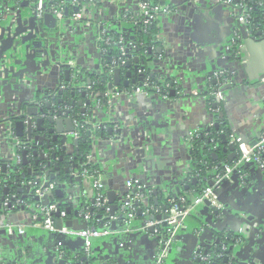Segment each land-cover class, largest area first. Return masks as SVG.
<instances>
[{"label": "crops", "instance_id": "crops-1", "mask_svg": "<svg viewBox=\"0 0 264 264\" xmlns=\"http://www.w3.org/2000/svg\"><path fill=\"white\" fill-rule=\"evenodd\" d=\"M14 1L20 5L19 13L9 8V2L3 6L0 16V165L5 164L7 168L14 167L17 161L23 165L21 157L9 149L4 136L8 119L21 117L28 107L43 108L46 113L45 116L39 113L31 116L34 124L50 115L58 117L62 109L71 111L70 105L64 106L60 102L69 88L63 83L67 71L81 70L88 79L86 75L100 76L105 69L114 71L118 68L115 60L103 63L101 59L98 36L102 28L109 27L134 44L142 28L138 24L140 0H96L97 7L88 21H70L71 24L66 25L57 20L54 30L46 29L44 17L37 15L31 0ZM169 1L173 14L163 17L157 24L159 45L153 49L154 62L146 64L144 71L140 69L137 72L133 62L131 78L126 75L129 70H123L119 85L114 84L112 72L110 85L113 89L103 96L110 106L108 110L102 109L101 99L94 97L96 94L89 91L84 81L79 85L71 84L72 89L68 90H75L73 93L83 104L79 107L88 119L87 132L96 126L94 122L108 123L115 131H121L118 136L106 133V140H96L93 150V157L101 166L98 179L107 201V193L114 191L117 197L115 205L121 206L129 191L128 184L138 182L149 197L144 205L154 210L151 218L146 217L141 223L135 220L130 226L126 217L120 218L121 209L115 211L118 220L112 222L108 236L93 241L90 255L96 259L89 263L82 261L86 256L82 239L32 228L23 236H9L1 230L0 264H60L61 249L74 264H156L159 242L167 233L169 199L191 195L187 194L193 187L191 181L198 179L195 142L208 139L217 126L220 141L210 138L206 150H202L200 155L208 153L214 162L223 166L233 163L238 157L237 147L230 138L232 135L242 138L250 146L264 136V26L251 29L239 21L234 7L217 0ZM25 2L27 7H21ZM30 18L33 23H30ZM32 24H36V28ZM251 31L253 36L260 31L263 34L252 40ZM23 39L28 43L44 41L46 45L43 49L15 45L14 41ZM158 49L162 52H157ZM240 49L243 53L235 55V51ZM229 50L230 54L227 53ZM219 72L230 73L237 81L226 85L223 79L217 78ZM145 73L167 78L165 95L126 93L132 85L131 82L128 86L124 83ZM218 85L224 94L220 107L214 102L211 104L207 98L208 92ZM85 92L89 96H83ZM65 115L63 113L67 118ZM24 122L21 139L27 137L26 120ZM11 127L14 134L15 125ZM95 133L92 135L94 138ZM36 136H45L52 141L54 135L48 131H36L33 139ZM50 144L53 154L59 146L60 154L57 156L64 157L65 163L77 154L74 140H68L66 152L60 144ZM47 147L46 142L39 141L37 147L30 151L28 162L33 169L35 162L40 160L39 156L33 155L34 152H47ZM56 161L51 169H54ZM71 163L75 164V160ZM84 166L76 160V165L69 167V173L60 177V183L64 185L62 192L67 196V217L63 222L65 226L72 223L74 230L87 226L83 214L86 208H93L97 194L93 180L82 172ZM41 167L49 170L47 163L42 161ZM61 167L64 171L65 166ZM256 168L249 167L244 179L234 175L229 181L215 185L224 211L217 215L218 211L208 205L199 207L179 233L168 264H203L197 259L199 249L201 253L208 251L211 255L222 244L224 250H229L233 245L227 244L229 231H238L239 235L243 229L249 236L247 239L240 237L237 245L239 262L233 264L245 263L250 258L254 264H264V176ZM40 180L43 185L48 183L46 175L41 174ZM11 187L14 191L11 189L9 195L0 189V198L6 197L11 206L16 205V210L2 222L27 225L32 214L28 204L34 196L32 189L28 190V184L23 181L13 182ZM154 189H157V197ZM4 204L2 209L8 212L10 208ZM147 221L156 225L146 229ZM60 242L63 246L58 248ZM221 256L218 264H224Z\"/></svg>", "mask_w": 264, "mask_h": 264}, {"label": "built area", "instance_id": "built-area-1", "mask_svg": "<svg viewBox=\"0 0 264 264\" xmlns=\"http://www.w3.org/2000/svg\"><path fill=\"white\" fill-rule=\"evenodd\" d=\"M32 4L35 6L36 13L39 17H44L45 15H53L57 18V20H62V12L57 10L55 7H51L48 12L45 10V1L49 0H31ZM218 2H222L223 4L234 7L236 9V15L239 21L247 26H250L251 17L246 13L244 4L246 0H239V5L234 6V0H217ZM83 0H72V5L78 7L77 12L72 15L71 21L73 22H85L88 21L89 15L92 13V3L95 0H91L87 3H80ZM82 4V5H81ZM91 5V6H90ZM140 9V20L139 25L143 27H148L154 23H157L160 18L167 17L173 14V9L170 4V1L166 3H161V0H140L139 2ZM87 25L90 26V23L87 22ZM107 28H103L99 33L100 43L106 42L108 44L109 39L106 37ZM230 51V50H229ZM218 79H225L226 83L229 80V74L227 72H219L217 75ZM145 87H140L133 92L135 94H143L146 96H150L152 94H160L162 93L161 86H155L153 88L150 87L147 90ZM221 86V85H220ZM195 96H198L197 93H194ZM208 100L212 99V102L217 105H222L224 101V94L221 91V88L208 92L207 95ZM100 104V103H99ZM220 110V109H219ZM76 127H78V122L75 123ZM78 130V128H77ZM76 131L71 134L73 136V140L79 139V134ZM232 143L237 147L238 157L231 164H225L221 166V170L218 171L217 168L212 169V179L213 186L204 189L201 195L192 196V195H180L176 198L169 199V206L167 209V233L164 235L159 242V252L157 255L156 264H166L171 256V251L173 245L181 231L186 228L187 221L196 214V211L202 205H208L211 209L216 211H223L224 206L220 201L218 196L217 188L215 185H219L222 182L229 181L231 177L234 175H238L241 179L245 178L246 171H243L247 166H255L260 169L264 173V136L254 145L250 146L244 142V140L240 137H236L232 135L231 137ZM84 175L88 176V172L86 169L82 170ZM91 179L94 182V188L97 191L93 208L85 209L83 218L85 223L87 224V228L85 230H74L65 226L63 220L66 219L67 215L65 212L60 211L59 220L62 222V226L59 229L56 225L57 218L56 213L58 212V207L56 204H50L48 206L37 205L35 209H37L36 213H32L30 215L29 224H9L2 222L0 220V231L3 230L9 236H23L26 234L29 228L46 231L49 233H56L59 235H64L70 238H79L84 242V254L89 256L92 249V243L95 239H99L110 234V227L113 221L118 220V216L111 213V208L106 198V194L103 189V185L100 180L91 176ZM6 181V180H5ZM2 183V182H1ZM33 197L39 198L41 201L44 200L48 195L55 190L56 185L54 183H49L47 187H45L41 180L38 178L36 182L31 186ZM129 191L125 197V203L120 206L121 212L126 213L125 220L131 226L132 223L136 220V205L141 203H145L146 194L143 193V189L138 186V182H131L128 184ZM149 198V197H148ZM12 200V198H10ZM8 200V199H7ZM5 200V207L9 208L11 205L10 202ZM146 207V206H145ZM102 210L103 214L100 217H94V211ZM154 210L152 208L146 207V215L145 217L151 218ZM91 225V226H90ZM156 224L146 222L145 228H152ZM94 229V230H92ZM63 243H59V247L61 248ZM63 252H60V256L62 257ZM197 259L205 264H212L209 256H203L201 252L197 254Z\"/></svg>", "mask_w": 264, "mask_h": 264}, {"label": "trees", "instance_id": "trees-1", "mask_svg": "<svg viewBox=\"0 0 264 264\" xmlns=\"http://www.w3.org/2000/svg\"><path fill=\"white\" fill-rule=\"evenodd\" d=\"M90 2L91 0H83V2L80 3H87ZM169 0H161V3H166ZM239 1L236 2V0H234L233 5L234 6H238L239 5ZM81 4V5H82ZM246 8L245 11L247 14L250 15L251 17V21H250V28L254 29L261 26H264V0H246L245 3ZM91 6V5H90ZM92 10L95 9L97 7V2L95 0V2L92 3ZM51 7H55L57 10H60L62 12V21L65 22L66 25L71 24V18L72 15H74L77 10L78 7L73 6L72 5V0H49V1H45V10L46 12H48V10ZM158 23V22H157ZM157 24L154 23L148 27H143L141 28V31L138 34V37L136 38V44L137 47L136 49H134V51L130 52V54L132 56H143L145 59V62H149L151 61V59L153 58V52L149 53V48L151 47H155L159 45L158 42V38H157ZM107 38L111 40L110 44L108 45L106 42L101 43V48L104 50H112L113 54L112 56L117 55L118 57V46L116 44L119 43L120 37L118 36L117 32L114 31H110L109 34H107ZM108 50V51H109ZM130 55V57H132ZM110 67V66H109ZM125 69V68H124ZM107 70V71H106ZM112 73L110 69H105L104 73L101 74L100 76L98 75H86L88 77L87 80L91 81V88H92V92H94L96 94V99L99 98L101 99V107L102 109L108 110L109 109V104L107 103V101L104 99V95L106 93H108L109 91V86L110 83H112ZM91 78V79H90ZM225 80V79H223ZM76 82H72L75 85H79L80 83H82V79L81 80H77L75 79ZM71 82V81H70ZM169 81H167L166 77H162L160 75H148V73H146V76H144L141 80H138L136 82V84L132 85V88H128L126 90V93H132V91L142 87L147 88V90L155 86H161L163 83L167 84ZM220 88V85L218 86H214V90ZM75 90H73L74 92ZM68 93L67 95H65L64 97V106L66 105H70V109L72 112V116L75 118V120L78 122V134H79V139H78V145H77V154H76V159L77 161H82L83 164H85L84 169L87 170L88 172V177L91 178V176H95L97 178H99V175H101V166L99 165V162H97L96 158L93 157V151H92V142L90 140V138L88 137V127L86 122L88 121L87 117L82 114L80 112V107H79V103L77 101V97L74 93ZM209 102H212V99H209ZM83 116H82V115ZM215 139L218 141H220V136H219V130L216 128L213 130V132H211L210 136L208 137V139H201L195 142V148L197 149V158H196V171L197 175H198V179H197V183L195 185H193V187L187 191V194H191L193 196H199L202 194V192L204 191V189L211 187L210 186V181L212 179V169L213 168H217L218 171L221 170V165L219 166L218 163L214 162V160L211 158V156L208 153H205V155H200V152L202 150H206L204 149L207 145V142L209 141V139ZM67 163L70 165L75 166L76 163H71L70 159L67 160ZM231 164V163H230ZM29 169H33L32 164L28 163L27 166L25 165H20L18 167L17 170L15 171H11L10 168H7L6 171H4V169L2 167H0V189H4V187L6 185L10 186L9 183L5 182V180H13V182H16L15 180L18 179L17 181L19 183L26 182L28 185L32 186L36 180L32 178V176H30L28 174ZM33 173H39L38 169L32 170ZM243 171H247L246 168L243 169ZM63 173V174H62ZM60 177H65L67 175V173L65 171H62ZM24 174V175H23ZM59 177V178H60ZM58 178V179H59ZM57 179V180H58ZM61 179V178H60ZM57 180L52 181L50 183H54L56 185V188L54 191H52V193L50 194V196L47 198L48 200V205L50 204H56L58 209L62 212H65L67 215V206H65V202L67 200V196L65 193H63V195L61 197H59L56 194V191L59 188L60 183L57 182ZM2 182V183H1ZM10 188L14 191V187L12 188L10 186ZM64 188H62L61 190H63ZM11 190V191H12ZM33 191V190H32ZM4 198H0V220H4L6 219L7 215L13 211L16 208V205L11 206V209L7 211L2 209V205L4 204L5 201H3ZM11 198V197H10ZM11 200V199H10ZM45 201V200H44ZM43 201V202H44ZM11 202V201H10ZM28 202V201H27ZM42 201H37L34 197H31V201L29 199L28 204L31 207V211L30 213H36L37 209H35V207L38 205H41L43 207H45ZM125 203V201L123 202ZM149 203L150 205H152V201L149 199ZM169 206V202L168 205ZM136 222L141 223L143 222L146 217V207L143 203L136 205ZM16 210V209H15ZM118 210L120 211V205H118ZM117 210V211H118ZM116 211V212H117ZM121 212V211H120ZM122 214L120 215V218H124L126 216V213L121 212ZM103 214L102 210H96L94 211V217H100ZM194 217V215L190 218L192 219ZM189 221V220H188ZM187 221V223H188ZM91 226V225H90ZM210 260H212V257L210 255H208ZM63 261H65L67 264H74L73 261L70 259V257L65 254L62 258ZM205 264V263H203ZM213 264V263H212Z\"/></svg>", "mask_w": 264, "mask_h": 264}, {"label": "water", "instance_id": "water-1", "mask_svg": "<svg viewBox=\"0 0 264 264\" xmlns=\"http://www.w3.org/2000/svg\"><path fill=\"white\" fill-rule=\"evenodd\" d=\"M236 1H238V0H236ZM21 7H23V8L27 7V3L25 2L23 5H21ZM33 21L34 20L32 18H30V23L31 22L33 23ZM44 23H45L46 29L54 30V29H56V26H57V18L55 16H53V15H48L47 14V15L44 16ZM253 34L254 33L251 31L250 35L253 36ZM262 34H263V31L255 33V35L252 37V40H255V38H254L255 36L256 37H260V36H262ZM33 47L35 49H43V43L42 42L34 43ZM161 50L162 49H158V52L161 53L162 52ZM241 51H242L241 49L239 51L237 50V51H235L234 54L238 56V54L241 53ZM227 53L230 54L231 50L228 51ZM242 53H243V51H242ZM135 63H136V65L134 67V71L137 72L139 58L135 59ZM131 67H132L131 63H129L127 65V68L131 69ZM112 72H113V76H114V84L115 85H119L120 80H121V71L119 69H116L114 71L111 70V73ZM68 74H69V72H66V75H68ZM131 76H132V73L128 72L127 73V77L131 78ZM141 77L143 78L144 74H142ZM228 77L231 78V80H229V81L227 80L226 85L227 84H235L237 79H233L232 75L228 76ZM132 83L136 84V80H133ZM124 84L126 86L130 85L129 81L124 83ZM109 89H110V91H112V89H113V85L112 84L109 86ZM83 96H85V93H83ZM94 97H96V96L94 95ZM79 106L80 107L83 106L82 102H79ZM48 108H49V106H48ZM83 112H85V110ZM38 113L39 114H43L44 116L46 115V113H44L43 108L28 107L27 110H26V114L22 115L21 117H17V118L11 117V118H9L8 122H6L8 125H7V131H6V133H4V136L7 137V140H8L7 142H8L9 149H11L14 153H16L18 158L21 157V160H23V161H21V163H23V165H25V166L28 165V163H29L28 162V155H29V153H30V151L32 149H35L37 147V142H39V141L40 142H46L48 144L47 152L46 151H41L40 153L39 152H34V154H33L35 157H37V156L40 157V160L35 162L36 170L38 169L39 173H36V172L33 173V171H32L33 169H29V171H28V174L30 176H32V178L35 179V180H37L38 178L41 179V174L42 175H46V177L48 178V183L44 184V186L47 187L50 182L55 181V180H57L60 177L61 171H62V167H61L62 164H68V163H65L64 157H59V161H56L57 157H58L57 155L60 154V148L58 146L55 149V154H53L50 151L53 148V146L50 143L52 142L54 144H60V146L63 147V150L66 152L67 151V147H65V146L67 145V142H68L69 139L73 140V136L71 134H73V133H75L77 131V127L75 125L76 120L72 116V112L70 110H68V109H66V110L62 109L60 112H58V117H56L54 115H50V116L47 117V119L36 120V122L34 124V122L31 120V116L38 115ZM63 113L66 114L65 117L67 116V118H64ZM90 115H92V114L90 113ZM24 120H26V127L28 129L27 130V137L25 139L24 138L21 139L19 137L23 136L22 132L25 129ZM45 124L47 126H45ZM93 124H95L96 126L93 127V129H91L90 132H88V137L90 138V140L92 142V151L94 150V146H95V141L96 140H99V139L106 140V138H105V134L106 133L111 135V136H113L114 133H116L117 136L121 133V131H119V130L115 131L112 127H110L111 125H108V123H101V124L98 123L97 124L96 122H94ZM12 125H15V131H16L15 133L16 134L15 133L13 134V132H12L13 131L12 127H11ZM35 126H36L37 130H35ZM216 128H217V126H216ZM36 131H39V132L48 131V133L54 135L53 138H52V141H49L45 136H42V137L36 136L33 139V135H34V133ZM94 132H96L95 133V138L92 136ZM223 139L225 140V137H223ZM74 145L76 147V152H77L78 140H74ZM212 157L216 158L215 155H212ZM230 159H231V157H230ZM40 161H42L44 164L47 163V166L49 167V170L45 171L46 170L45 168H42V167L39 168ZM55 161L57 163H55L54 169H51L52 163H54ZM80 162L82 163V161H80ZM15 164L16 165L14 167L10 168L11 171L17 170L18 167L20 166V162H18V161ZM0 167H2L4 169V171H6V169H7V165H5V164H1ZM247 167L249 168V167H255V166L250 165V166H247ZM248 168H246V169H248ZM69 171L70 170L66 168L65 172L69 173ZM259 172L264 176V173L262 171H259ZM17 180L18 179H16L15 181H17ZM5 182L9 183V185L12 186L13 180H7ZM57 182H59V183L61 182L60 178L57 180ZM184 183H187V180H185ZM191 183L193 185H195L197 183V179L196 178L192 179ZM209 184H210V186H213V182H210ZM63 186L64 185H62L60 183L59 188L56 191V194L59 197H61L63 195V192L61 190L62 188H64ZM27 188H28V190L32 189V187L30 185H28ZM187 189L188 188L186 187V190ZM10 190H11V188H4V193L6 195H9ZM19 191L22 192L21 190H19ZM177 192H178V194H181L179 188H177ZM153 193L157 197V195H158L157 189H154ZM49 196L50 195H48L44 199L45 201L42 200V202L44 201L43 202L44 206H48L47 198ZM107 196H108V200H109L108 203L111 205V213L114 214L115 211L118 210V206L115 205V202H116V199H117L116 192L110 191V192L107 193ZM218 196H219V194H218ZM35 199L37 201H41L39 198L35 197ZM3 201H5V199H3ZM155 203L157 204V200H155ZM9 208L11 209V205L9 206ZM223 211H218L216 214L219 215ZM59 216H60V210H58V212L56 213V218L58 219ZM256 223L259 224L258 221ZM56 225L60 229L61 226H62L61 220L58 219L57 222H56ZM67 227L71 228L72 227V223H67ZM86 228H87V226L84 225V229H82V230H85ZM92 230H94V229H92ZM237 232L238 231H229L230 234L226 237L227 244L228 243H230V244L232 243L233 244L229 248V250H224V246L222 244H219L217 249H216V251L210 255L212 257V260L214 261L213 264H218L220 262L219 255H222L221 256L222 263H224V264H233L235 261H238L237 259L240 258V253H237V250L239 248V247H237V245L240 243L239 239H241L240 237H242V238L244 237V238L247 239L249 235H248L246 229H243L240 232V234H239L240 236L237 234ZM198 252H201L200 249H199V251H197V253ZM240 252H242V251H240ZM202 254H203V256L207 257L209 255V252L208 251H204ZM95 259L96 258L94 256L90 255V256L83 257L82 261L89 263V261L93 262V261H95ZM253 262H254L253 259L250 258L248 261H245V263L242 261L239 264H246V263L254 264ZM60 264H64V262H60Z\"/></svg>", "mask_w": 264, "mask_h": 264}, {"label": "flooded vegetation", "instance_id": "flooded-vegetation-1", "mask_svg": "<svg viewBox=\"0 0 264 264\" xmlns=\"http://www.w3.org/2000/svg\"><path fill=\"white\" fill-rule=\"evenodd\" d=\"M9 2H11V4L9 5V8L11 9V10H14V12L17 14V13H19V7H20V5L19 4H17V2H15L14 0H0V16L3 14V8L4 7H6V5H7V3H9ZM4 6V7H3ZM13 12V11H12ZM14 13V14H15ZM163 18V17H162ZM162 18H160L159 19V21H158V23L161 21V19ZM44 21V20H43ZM38 23L39 24H41V20H39L38 21ZM82 23V22H81ZM158 23H156V24H158ZM39 24H38V27H39ZM57 24H58V22H57ZM32 25H34V24H32ZM36 24L34 25V28H36ZM157 26V25H156ZM56 28H57V26H56ZM107 28V27H106ZM103 29V28H102ZM102 31V30H101ZM100 31V32H101ZM110 31H114L113 29H111V28H107V32L105 33L106 34V37H108L107 36V34H109V32ZM115 32V31H114ZM43 35L44 34H47L48 35V33H46V32H43L42 33ZM57 34L55 33V36H56ZM100 36V35H99ZM118 36L120 37V40H119V43L118 44H116L117 46H118V57L116 56V57H114V56H112V54H113V51L112 50H109V49H107V50H104V49H102L101 48V51H102V56H101V59L103 60V63H108V62H113L114 60H115V67H118L117 69H119L120 71H121V73L123 72V70H129V71H127V73L128 72H130L131 70H132V67H131V69H129V68H127V65L129 64V63H131V66H132V64H133V62L135 63V59L136 58H139V63H138V70H143L144 71V67L146 66V64H148V63H150V62H154L153 61V58L151 59V61H149V62H145V59H144V57L143 56H138V57H136L135 55L133 56V57H130V52H132V51H134V49H136V48H138L137 47V44H134V43H131V41L130 40H127L126 38H124V37H122L121 35H119L118 34ZM34 38H35V36H34ZM48 38L49 39H52V36H50V35H48ZM100 41H102V39L100 40ZM15 42V45L16 46H19V45H21L22 47H27V48H29V47H32V48H34L33 47V44L34 43H39V42H42L43 43V48L45 47V42L44 41H32L31 43L29 42L28 43V40L26 41L25 39H23V40H16V41H14ZM19 42V43H18ZM110 42H111V40L109 39V41H108V45L110 44ZM101 44V43H100ZM154 48L153 47H151V48H149V53H154V51L155 50H153ZM109 50V51H108ZM157 51V50H156ZM112 52V53H111ZM158 52V51H157ZM111 53V54H110ZM132 56V55H131ZM114 57V58H113ZM135 67V66H134ZM125 68V69H124ZM116 70V69H115ZM67 72H69V71H67ZM127 73H126V75H127ZM66 74V73H65ZM141 75L142 74H140L139 75V77L140 78H142L141 77ZM144 76H146V73L144 74ZM140 78H137V79H133V80H136V82L138 81V80H141ZM75 79H77V80H81L82 79V81H84L86 84H89L88 86H89V91L93 94V92L91 91L92 90V88H91V81L90 80H86L85 79V75H84V73L81 71V70H70V72H69V74L68 75H66L65 76V80L63 81V83H65L66 85H67V87L69 86V88L68 89H66V93H65V95H67L68 93H72V90L71 91H69L68 92V90L69 89H72V87L70 86L71 84H73L72 83V81L73 82H76L75 81ZM133 80H131V81H129V82H131V85H134L133 83H132V81ZM71 81V82H70ZM90 81V82H89ZM74 85V84H73ZM167 85L165 84V83H163L162 85H161V88H162V93L165 95V87H166ZM90 93V94H91ZM170 94H171V92H170ZM65 95L64 96H62V99H63V101H60L61 102V104L62 105H64V97H65ZM83 95V94H82ZM88 94L85 92V96H87ZM89 96V95H88ZM78 101V100H77ZM78 103H79V101H78ZM213 102H211V104H212ZM80 112H81V110H80ZM85 115V114H84ZM74 158H76V153H75V156H73ZM59 158V157H58ZM74 158H72V159H70V161H72ZM75 160V163H76V159H74ZM58 161H59V159H58ZM67 163V162H66ZM62 166H65V170H66V167L68 166V168L67 169H69L70 170V168L69 167H71V165L70 164H63ZM73 166V165H72ZM64 170V171H65ZM60 252H63V255H62V257H60L61 258V262H64V264H67L65 261H63L62 260V258H63V256L65 255V253H64V251H62V249L61 250H59ZM60 252H59V255H60ZM170 259V258H169ZM169 261V260H168ZM168 261L166 262V264H168Z\"/></svg>", "mask_w": 264, "mask_h": 264}]
</instances>
